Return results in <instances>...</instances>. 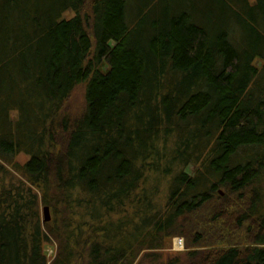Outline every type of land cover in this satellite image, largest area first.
Returning <instances> with one entry per match:
<instances>
[{
    "label": "trees",
    "instance_id": "16d2710c",
    "mask_svg": "<svg viewBox=\"0 0 264 264\" xmlns=\"http://www.w3.org/2000/svg\"><path fill=\"white\" fill-rule=\"evenodd\" d=\"M215 199L244 235L164 264H264V0H0V264H49L41 204L50 264H132Z\"/></svg>",
    "mask_w": 264,
    "mask_h": 264
},
{
    "label": "rangeland",
    "instance_id": "374dc122",
    "mask_svg": "<svg viewBox=\"0 0 264 264\" xmlns=\"http://www.w3.org/2000/svg\"><path fill=\"white\" fill-rule=\"evenodd\" d=\"M68 16H74L75 14L73 12H67ZM85 86L86 85H81L78 86L72 96L70 97V99L68 100L66 107L64 108L65 113L67 111H69V116H71L72 118L75 117V115L79 116V114H82L85 110ZM64 113V112H63ZM29 159L27 154H19V156L16 158V162L19 164L24 165V162H26ZM190 172L194 173L196 168H194L193 166L189 167ZM152 179V178H151ZM162 181L165 182V180H163L161 178V180H158V189L160 187L159 196L156 197L157 202L160 207H162V204L164 203L166 196H167V192L166 189L163 187V183ZM221 193V192H220ZM222 196L225 195V192L222 190L221 193ZM233 200V199H231ZM235 200V199H234ZM221 201L218 199H215L213 202L208 204V211L206 209H204L202 212H196L197 214L193 213V216H190L188 218V225L190 223V220L192 223L191 225V230H193V232L191 231L192 235L191 237H184V236H180V235H175V237L172 239L171 244L169 245H164L162 247H153V248H141L138 249L135 258L132 260V264H164L165 262L168 261H176V259L182 261L183 263H185L187 261V257H188V253L193 252V250H206V249H217L220 248L219 245V239L217 238L218 235H220L219 232L214 231L213 228H207V224L206 222H208L209 220H211L212 217H214L215 215H227V219L223 221H219V226L220 228L223 227V230L226 229L227 225H232V230H230L227 234V236H233L236 239L238 238V234L241 235V237L244 235V230L245 227L247 228L248 225L250 227V224L246 225L243 229L242 232H236L234 231L235 228L238 227V223L235 220L236 216H240L242 214V209H237L238 205L236 202H233L231 207H228L226 210L225 208L219 209V211H214L213 208L216 206L215 204H217L218 208L219 207H223V203H220ZM43 203V202H42ZM62 205H64L62 203ZM45 206L41 204V220H43L44 225L46 224L45 230L48 233L49 236V240L47 241V244L44 245V252L47 254L48 257V262L49 264L60 254V243L58 242V236H54L53 233H51V231H49L48 226H52V224H54V228H59L61 227V224L63 222H61V218L63 217L66 221H65V225L66 228L69 230L72 225H70V215H71V209L69 207V204L67 203V205H64V209L62 214L57 215V213L54 212V209L50 208V218L49 221H46V216H45ZM78 213L79 217H80V225H82V228H84V226H86V223L89 222L88 225L93 224L92 221H89L90 218L86 217L85 214H83L82 210H76V212L74 213V217L75 214ZM66 215V216H65ZM73 216V214H72ZM84 216V217H83ZM55 221V222H54ZM77 221V219L75 220V222ZM98 223V222H97ZM237 224V225H236ZM183 225H185L183 223ZM211 225V224H210ZM226 225V226H224ZM190 227V225H189ZM85 231V229L83 230ZM232 232V233H231ZM238 233V234H237ZM214 234L216 236H214ZM225 234V231H224ZM187 235V234H186ZM205 235V236H204ZM204 236V237H202ZM189 239V240H188ZM235 239V240H236ZM183 241V244H180V241ZM239 240V239H237ZM189 246V247H188ZM240 246V245H238ZM85 261V258H80V259H75L74 260V264H83Z\"/></svg>",
    "mask_w": 264,
    "mask_h": 264
},
{
    "label": "water",
    "instance_id": "95a60500",
    "mask_svg": "<svg viewBox=\"0 0 264 264\" xmlns=\"http://www.w3.org/2000/svg\"><path fill=\"white\" fill-rule=\"evenodd\" d=\"M220 192L222 193V190H220ZM45 216H46V221H49V216H50V208L49 207H45Z\"/></svg>",
    "mask_w": 264,
    "mask_h": 264
}]
</instances>
